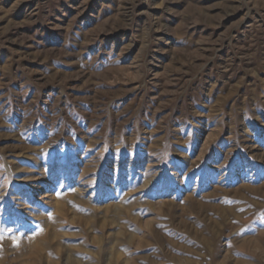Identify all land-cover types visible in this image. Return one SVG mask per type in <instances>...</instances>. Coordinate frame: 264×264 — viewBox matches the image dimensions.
Here are the masks:
<instances>
[{"label": "rangeland", "instance_id": "obj_1", "mask_svg": "<svg viewBox=\"0 0 264 264\" xmlns=\"http://www.w3.org/2000/svg\"><path fill=\"white\" fill-rule=\"evenodd\" d=\"M0 264H264V0H0Z\"/></svg>", "mask_w": 264, "mask_h": 264}]
</instances>
